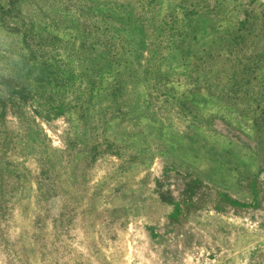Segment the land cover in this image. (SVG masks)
Instances as JSON below:
<instances>
[{"label":"rangeland","instance_id":"rangeland-1","mask_svg":"<svg viewBox=\"0 0 264 264\" xmlns=\"http://www.w3.org/2000/svg\"><path fill=\"white\" fill-rule=\"evenodd\" d=\"M0 264H264V0H0Z\"/></svg>","mask_w":264,"mask_h":264},{"label":"trees","instance_id":"trees-1","mask_svg":"<svg viewBox=\"0 0 264 264\" xmlns=\"http://www.w3.org/2000/svg\"><path fill=\"white\" fill-rule=\"evenodd\" d=\"M2 83H5V84H11V81L10 80H7V81H2Z\"/></svg>","mask_w":264,"mask_h":264}]
</instances>
